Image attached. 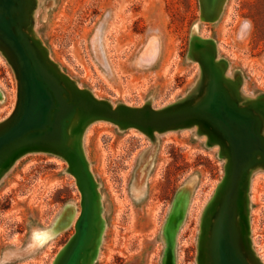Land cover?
Returning <instances> with one entry per match:
<instances>
[{"label":"rangeland","instance_id":"1","mask_svg":"<svg viewBox=\"0 0 264 264\" xmlns=\"http://www.w3.org/2000/svg\"><path fill=\"white\" fill-rule=\"evenodd\" d=\"M209 1L28 0V31L41 60L79 88L154 108L200 97L190 39L210 40L244 106L264 95V0ZM17 103L15 72L0 50V123ZM252 107L264 115V101ZM70 131L73 148L76 138L81 144L72 155L77 178L62 154L47 150L21 152L0 172V264H57L80 216L76 179L93 200L80 264H207V221L226 188L225 146L196 128L149 137L99 120ZM241 182L238 240L252 264H264V166Z\"/></svg>","mask_w":264,"mask_h":264},{"label":"water","instance_id":"2","mask_svg":"<svg viewBox=\"0 0 264 264\" xmlns=\"http://www.w3.org/2000/svg\"><path fill=\"white\" fill-rule=\"evenodd\" d=\"M26 1L0 0V50L13 67L18 83L14 115L0 123L4 125L0 126V172L21 152L47 150L62 154L77 178L72 170V155H76L75 148L81 144L77 138L72 142L75 148L71 144L70 126L74 122L77 131L93 121L105 120L149 137L154 133L196 128L200 134L209 135V142L225 146L228 158L226 188L210 214L214 220L207 221L205 261L207 264H252L238 240L236 197L242 190V178L252 169L264 166V115L252 107L263 102L264 95L244 106L238 105L224 76L226 62L216 59L214 43L191 38L189 54L201 70L200 97L161 108L148 103L114 104L97 98L57 70L52 71L48 65H53L48 59L41 60L28 31L30 13ZM78 182L76 179L81 192L80 216L74 225L75 233L62 246L57 264H80L89 251L93 200ZM198 253L201 257L203 252L198 248Z\"/></svg>","mask_w":264,"mask_h":264},{"label":"bare ground","instance_id":"3","mask_svg":"<svg viewBox=\"0 0 264 264\" xmlns=\"http://www.w3.org/2000/svg\"><path fill=\"white\" fill-rule=\"evenodd\" d=\"M210 1L212 2V0H210ZM210 1H209V2H210Z\"/></svg>","mask_w":264,"mask_h":264}]
</instances>
